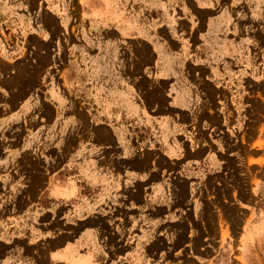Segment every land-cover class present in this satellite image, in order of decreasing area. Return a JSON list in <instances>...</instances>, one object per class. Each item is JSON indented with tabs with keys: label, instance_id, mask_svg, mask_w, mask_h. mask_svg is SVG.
<instances>
[{
	"label": "rangeland",
	"instance_id": "374dc122",
	"mask_svg": "<svg viewBox=\"0 0 264 264\" xmlns=\"http://www.w3.org/2000/svg\"><path fill=\"white\" fill-rule=\"evenodd\" d=\"M222 9L239 63L211 82ZM247 9L264 0H0V264H264Z\"/></svg>",
	"mask_w": 264,
	"mask_h": 264
},
{
	"label": "crops",
	"instance_id": "0c3cea01",
	"mask_svg": "<svg viewBox=\"0 0 264 264\" xmlns=\"http://www.w3.org/2000/svg\"><path fill=\"white\" fill-rule=\"evenodd\" d=\"M214 1L216 2V0H214ZM210 12H212V11H210ZM215 12H221V13H220V15H218L216 13L213 16L210 14L208 16V22H207L208 23V34H209L208 35L209 45H210V49H213V50H211V53L209 54V67H208V74H209L211 82H212V80L216 81L218 78H221V75H223L222 67L218 71V68H217L218 60L219 61L221 60V62L226 65V71L230 68V65H232V64L237 65L239 63V62H237V59L234 62H231L229 60L230 59L229 55L224 54V51H223L224 48L227 47V44L231 41V40H229L230 36L228 37V33H229L228 29H230L231 31L234 30L233 26H230L228 19H227V17H228L227 12H232V11L230 9H226V10L222 9L220 11L215 10ZM222 12H226V13H222ZM239 12H264V11L261 9H251V10L247 9L245 11H239ZM226 76H227V73H226ZM211 82H210V84H212ZM174 86L176 87V85H174ZM210 89H211L210 91L214 90L215 93L217 92L216 87L214 86V88H213V85H210ZM214 98H216V97L214 96ZM211 99H212V97H211ZM211 102H212V100H211ZM216 103H217L216 100H214V110H215V113L217 114L218 107H217ZM207 111H208V113H210L209 118H211L212 117L211 116V112H212L211 103H210V108ZM137 161L138 160H136L132 163L133 168H135ZM140 161L142 162L143 159ZM135 169H137V167ZM145 169H140V170L143 171ZM137 170H139V169H137Z\"/></svg>",
	"mask_w": 264,
	"mask_h": 264
},
{
	"label": "bare ground",
	"instance_id": "6f19581e",
	"mask_svg": "<svg viewBox=\"0 0 264 264\" xmlns=\"http://www.w3.org/2000/svg\"><path fill=\"white\" fill-rule=\"evenodd\" d=\"M135 168H136V166H135ZM141 168V167H140ZM142 168H143V166H142Z\"/></svg>",
	"mask_w": 264,
	"mask_h": 264
}]
</instances>
